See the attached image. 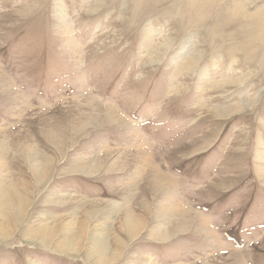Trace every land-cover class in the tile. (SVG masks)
Here are the masks:
<instances>
[{"label":"rangeland","instance_id":"rangeland-1","mask_svg":"<svg viewBox=\"0 0 264 264\" xmlns=\"http://www.w3.org/2000/svg\"><path fill=\"white\" fill-rule=\"evenodd\" d=\"M258 167L264 0H0V264H264Z\"/></svg>","mask_w":264,"mask_h":264},{"label":"bare ground","instance_id":"bare-ground-1","mask_svg":"<svg viewBox=\"0 0 264 264\" xmlns=\"http://www.w3.org/2000/svg\"><path fill=\"white\" fill-rule=\"evenodd\" d=\"M262 13L261 12H256V14H255V16L256 17H254V18H261L262 17ZM227 83H229L228 81H227ZM215 84L216 85H220V86H223V85H225L226 83L224 82V81H217V82H215ZM214 84V85H215ZM241 108H243V107H240V109ZM227 109H230V110H237V109H239V107H224L223 109H222V111L223 110H227ZM139 139V138H138ZM144 145V144H143ZM143 145L141 144V148L143 147ZM262 174L264 175V172H262ZM155 175H156V173H155ZM158 175H159V173H158ZM160 176V175H159ZM164 176V175H163ZM162 176V177H163ZM165 177V179H166V176H164ZM168 177V176H167ZM159 179H161V180H159ZM156 178V176H155V180H156V184L157 185H160V186H162V187H172V185H171V183L169 182L170 180H171V177H170V180L168 181H163L164 179L163 178ZM163 179V180H162ZM4 192H3V189H2V186H0V211H3V210H5L4 209V207L6 208V206H7V203L5 202V196H4V194H3ZM172 198H170L169 199V202H172ZM174 201V200H173ZM124 212H125V218L123 219V222H122V224H123V226H124V228L126 229V231H127V233H128V235H130V236H133L135 233V231H137L139 228H140V224H139V220L137 221L133 216H132V214L129 212V211H127V209H124ZM172 213H175L173 210H172ZM174 215V214H173ZM142 223V222H141ZM193 223H194V221H193ZM202 224L203 225H205L206 226V223L204 222V219H203V221H202ZM66 230L67 229H70L71 231H72V226H71V224H67L66 226ZM80 230V229H79ZM38 233H40L39 232V230L37 231ZM84 233V232H83ZM36 234V232L33 234V235H35ZM4 234L2 233V230H0V236H3ZM32 235V236H33ZM83 234H81V236H82ZM31 236V235H30ZM93 236V241H95L96 243H97V245L98 246H101V248H103V245H104V239H103V237L101 236V235H99V234H94V235H92ZM74 237L72 236V237H69V238H66V240L65 241H63V242H60V243H58L57 244V246H56V248L58 249V250H70V251H73V249L75 248L76 249V245H77V242H76V240L75 239H73ZM79 238H80V236H79ZM92 238V237H91ZM77 239V238H76ZM77 240H79V239H77ZM92 250H94V249H91L90 251H92ZM99 252H102V250L100 249V251ZM101 257H99V259H100Z\"/></svg>","mask_w":264,"mask_h":264},{"label":"crops","instance_id":"crops-1","mask_svg":"<svg viewBox=\"0 0 264 264\" xmlns=\"http://www.w3.org/2000/svg\"><path fill=\"white\" fill-rule=\"evenodd\" d=\"M258 146H260V144H259ZM261 155H262V154H261ZM257 161H258L259 163L262 162V160H261L260 158H259ZM258 170H259V176H260L262 179H264V175L262 174V172H264V168L258 167Z\"/></svg>","mask_w":264,"mask_h":264}]
</instances>
